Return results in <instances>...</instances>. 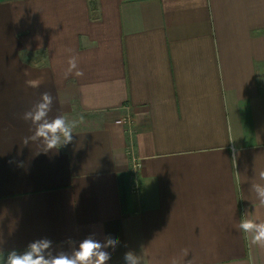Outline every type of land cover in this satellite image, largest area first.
Segmentation results:
<instances>
[{
  "label": "crops",
  "instance_id": "1",
  "mask_svg": "<svg viewBox=\"0 0 264 264\" xmlns=\"http://www.w3.org/2000/svg\"><path fill=\"white\" fill-rule=\"evenodd\" d=\"M45 92L59 150L23 118ZM262 172L264 0H0V260L116 237L105 264H264L238 227Z\"/></svg>",
  "mask_w": 264,
  "mask_h": 264
},
{
  "label": "clouds",
  "instance_id": "2",
  "mask_svg": "<svg viewBox=\"0 0 264 264\" xmlns=\"http://www.w3.org/2000/svg\"><path fill=\"white\" fill-rule=\"evenodd\" d=\"M28 87L36 88L40 85L41 80H27ZM42 102L35 106V111H29L24 114V119H32L33 122H39L35 129V137H40L44 140L48 150H59L68 145L73 138L72 132L75 126L74 121L67 120L63 115H58L52 119H47L49 105L52 97L47 93H42ZM261 178L264 179V172L261 173ZM260 203L264 205V185L254 184ZM241 219L238 227L243 233H251V242L264 243V223H253L248 217L250 213L245 208L240 213ZM117 241L116 237H109L105 242L86 238L78 249L72 255H56L49 259H45L42 252L49 247V241H40L30 245L29 249L23 253H18L16 250L11 251L0 264H105L109 259L110 252L106 250L107 244H112ZM138 257L132 251L124 253L125 264H137Z\"/></svg>",
  "mask_w": 264,
  "mask_h": 264
},
{
  "label": "built area",
  "instance_id": "3",
  "mask_svg": "<svg viewBox=\"0 0 264 264\" xmlns=\"http://www.w3.org/2000/svg\"><path fill=\"white\" fill-rule=\"evenodd\" d=\"M126 111H127V113L124 116V118H122L120 120V123L123 124L126 127V133L128 135L129 141H130L129 142V146H128V155L130 156V159H131V162H132V169L135 172V175H137L139 170H140V168H141V164H140L139 159L134 155V142H133V138H134V124H133L132 117L130 116L128 107L126 108ZM138 191H139V185L136 182L135 187H134V192H138Z\"/></svg>",
  "mask_w": 264,
  "mask_h": 264
}]
</instances>
